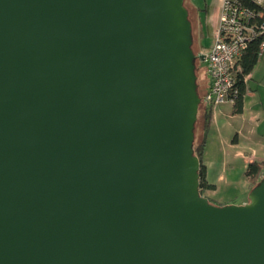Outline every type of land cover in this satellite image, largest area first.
I'll use <instances>...</instances> for the list:
<instances>
[{
    "label": "water",
    "instance_id": "water-1",
    "mask_svg": "<svg viewBox=\"0 0 264 264\" xmlns=\"http://www.w3.org/2000/svg\"><path fill=\"white\" fill-rule=\"evenodd\" d=\"M184 0H0V264H264V174L199 194Z\"/></svg>",
    "mask_w": 264,
    "mask_h": 264
},
{
    "label": "crops",
    "instance_id": "crops-1",
    "mask_svg": "<svg viewBox=\"0 0 264 264\" xmlns=\"http://www.w3.org/2000/svg\"><path fill=\"white\" fill-rule=\"evenodd\" d=\"M188 1L193 6V2ZM221 2L211 0L202 11L197 9V12H204V22L196 17L199 24L198 39L206 31L212 43ZM211 43L206 47L198 45L197 55L206 52ZM208 84L205 74L204 92ZM245 85L241 113L233 114L232 105L229 104L212 108L211 123L206 135L202 156L204 177L214 188L206 190L204 197L219 206L243 204L249 193L245 169L251 162H264V51L248 75Z\"/></svg>",
    "mask_w": 264,
    "mask_h": 264
},
{
    "label": "built area",
    "instance_id": "built-area-1",
    "mask_svg": "<svg viewBox=\"0 0 264 264\" xmlns=\"http://www.w3.org/2000/svg\"><path fill=\"white\" fill-rule=\"evenodd\" d=\"M252 10L235 0H222L212 43L203 56L208 89L202 101L211 108L233 105L237 96L236 83L241 74L240 60L253 40L260 38L259 56L264 51V0H251ZM248 76H244L246 83Z\"/></svg>",
    "mask_w": 264,
    "mask_h": 264
},
{
    "label": "trees",
    "instance_id": "trees-1",
    "mask_svg": "<svg viewBox=\"0 0 264 264\" xmlns=\"http://www.w3.org/2000/svg\"><path fill=\"white\" fill-rule=\"evenodd\" d=\"M237 3H239L241 6H244L246 8L256 10V6L251 2V0H235ZM261 42L260 38H257L250 42L244 50L240 65H241V74L238 76V82L236 83L237 87V96L234 100V103L232 105V113L233 114H240L243 107V98L245 94V84L243 82L244 76H248L255 64L257 63V60L259 58V44ZM199 60L196 58V62ZM197 84V81H196ZM197 93H198V86H197ZM199 95V93H198ZM201 99V103L199 105V109H202V131L201 134L196 138L195 131H196V124L197 120L194 125V142H193V153L194 155L199 159L200 161V171H199V194L200 196H204V192L206 190H212L214 188L213 185H210L206 182L204 177L205 167L203 165L202 156L205 149V141H206V135L208 133L210 123H211V116H212V108L210 106H207L203 103L202 97L199 96ZM198 114V113H197ZM198 117V115H197ZM264 174V162H251L247 165L244 175L248 180L249 183V192L252 188H254L258 182L260 181L261 177ZM209 203H211L209 201ZM213 204V203H211Z\"/></svg>",
    "mask_w": 264,
    "mask_h": 264
},
{
    "label": "rangeland",
    "instance_id": "rangeland-1",
    "mask_svg": "<svg viewBox=\"0 0 264 264\" xmlns=\"http://www.w3.org/2000/svg\"><path fill=\"white\" fill-rule=\"evenodd\" d=\"M193 2V6L189 4L188 0H184V6L188 11V18L192 25V50L195 55L198 54L199 46L206 47L211 43V38L208 35L206 31H203L201 38L198 39V30H199V24L196 19V17L200 18L202 22H204V12L202 13V9H204L205 5L207 3H210L211 0H191ZM195 8V9H194ZM197 9H201V11L197 12ZM195 14H197L195 16ZM196 77H197V86H198V93L199 96L204 95V85H205V71H204V63L197 60L196 62ZM198 117H197V124H196V131L195 135L196 138L201 134L202 131V109H199L198 111ZM248 196V195H247ZM247 201V197L244 199V201ZM246 201L244 203H246ZM239 202V200H238ZM213 203V202H212Z\"/></svg>",
    "mask_w": 264,
    "mask_h": 264
}]
</instances>
